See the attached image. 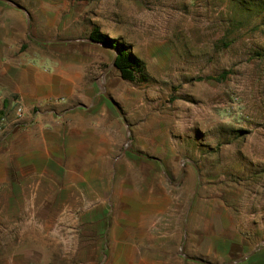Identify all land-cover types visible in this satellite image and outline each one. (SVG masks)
<instances>
[{"label":"rangeland","instance_id":"obj_1","mask_svg":"<svg viewBox=\"0 0 264 264\" xmlns=\"http://www.w3.org/2000/svg\"><path fill=\"white\" fill-rule=\"evenodd\" d=\"M10 1L30 25L0 0V264H264V0ZM95 29L146 82L105 74ZM31 68L76 97L14 92Z\"/></svg>","mask_w":264,"mask_h":264},{"label":"trees","instance_id":"obj_2","mask_svg":"<svg viewBox=\"0 0 264 264\" xmlns=\"http://www.w3.org/2000/svg\"><path fill=\"white\" fill-rule=\"evenodd\" d=\"M90 41L96 44L106 46L113 51L118 52L115 59V67L120 74L122 80L129 83H141L147 81L146 65L141 61L131 49L124 43L119 42L116 39L101 33L98 29H95L90 35ZM258 57H264L262 54H258ZM227 77V73L222 74L219 77H215L216 81H223ZM8 107V101L5 100L3 110L0 111V119L4 115V111Z\"/></svg>","mask_w":264,"mask_h":264},{"label":"crops","instance_id":"obj_3","mask_svg":"<svg viewBox=\"0 0 264 264\" xmlns=\"http://www.w3.org/2000/svg\"><path fill=\"white\" fill-rule=\"evenodd\" d=\"M28 76L22 77L20 83H16L14 92H19L27 99L41 100L48 97H54L64 94L69 98L76 97L78 91V84L75 83L70 92L62 91L63 86L49 78L46 75L40 74L37 70L31 68ZM25 82V84L23 83ZM66 90V89H65ZM77 107L88 109L86 105L79 104Z\"/></svg>","mask_w":264,"mask_h":264},{"label":"water","instance_id":"obj_4","mask_svg":"<svg viewBox=\"0 0 264 264\" xmlns=\"http://www.w3.org/2000/svg\"><path fill=\"white\" fill-rule=\"evenodd\" d=\"M7 4H9L10 6L12 7H15L17 8L18 10H21L22 12H24L27 17H28V22H29V25H30V19H29V12L26 10V8H24L23 6H20L18 4H15L14 2L10 1V0H1ZM91 43H93L92 41H90ZM96 44V43H94ZM101 45V44H99ZM104 46V45H103ZM115 52V58H114V61L112 63L111 66L108 67V69L106 70L105 74H107L111 69H113L115 67L114 63H115V59L118 55V52L114 51ZM100 92H101V95L106 98L112 105L113 107L115 108V110L118 112V114L120 115V117L122 118V111L120 109V106L119 104L107 93V89H106V86H105V83L104 81H102L101 83V86H100ZM125 126H126V129H127V136H126V140H125V145H124V148H125V151L132 154V155H135V156H138L140 158H145V159H150V160H154V161H158L160 162L159 159L155 158V157H150V156H147L141 152H138V151H135L132 149V146H131V130H130V127L128 126V124L126 123L125 120H123ZM183 249V246L181 247L180 249V254L181 256H183L186 260H193V258L187 256L186 254L183 253L182 251ZM257 250H255L252 254H250L249 256L247 257H244L242 258L241 260H238V261H232V262H229V264H242V263H245L248 261V259L253 256L255 253H256ZM198 262L200 263H203V264H209V263H206L202 260H197Z\"/></svg>","mask_w":264,"mask_h":264},{"label":"built area","instance_id":"obj_5","mask_svg":"<svg viewBox=\"0 0 264 264\" xmlns=\"http://www.w3.org/2000/svg\"><path fill=\"white\" fill-rule=\"evenodd\" d=\"M25 114H26V109L21 104H18L15 108L16 117L18 119H21L25 116ZM6 126H7V117L3 116L0 119V134L4 133Z\"/></svg>","mask_w":264,"mask_h":264}]
</instances>
